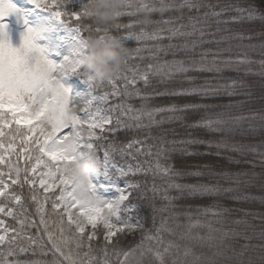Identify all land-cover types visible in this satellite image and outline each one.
Returning <instances> with one entry per match:
<instances>
[{"label": "trees", "instance_id": "obj_1", "mask_svg": "<svg viewBox=\"0 0 264 264\" xmlns=\"http://www.w3.org/2000/svg\"><path fill=\"white\" fill-rule=\"evenodd\" d=\"M87 2L88 0H60L62 7L59 10L69 13L82 12V6ZM196 2L203 5L199 11L181 8L179 11L174 10L163 15L151 14L152 21L171 18L172 23H152L150 25L139 23L133 29L139 31L143 27L149 33L163 30L164 38L161 40L146 39L137 42L131 37L125 39L123 36L128 35L127 30L114 28L117 23L128 24L133 21H140L142 19L140 13L135 16L124 15L109 23H101L93 17H84L81 21L83 25L92 29L91 32L82 30L85 38L105 35L104 29H108L107 34L122 37L125 45L130 49V55L127 57V65L124 64L120 70L121 76L126 75L129 80H132L133 70L138 71V73H148L147 84L137 75L135 83L128 85L127 90L132 93L131 96L123 94L125 91L124 81L120 80L118 82L120 95H109L106 101H101L104 113L113 118L112 127L115 130L104 133L107 139L97 141V143L115 144L118 150L111 157L113 163L127 172L129 166L133 169L127 176L120 177L121 180H127L138 185L139 188L131 189L132 191L125 203L134 206L131 214L144 223L146 222L152 231H154V224L159 221L172 225L175 221V214L178 216L184 212L190 214L197 209L218 211L227 217V223L234 217H238L239 219L248 218L253 225L259 219L260 222L264 217V179L262 178L264 175V156L244 149L242 152L240 149L234 151L229 148L236 138V134L232 133L233 130L229 129L228 125L222 126V131H214L202 126V122L208 119H224L227 116L225 114L227 108L230 111L228 115L233 118L235 114H238V109L241 107L242 109L248 108L246 112H251L261 106L264 107V86L259 89L258 94L253 93L251 96L247 95L248 90H233L229 86L226 91L217 95H212L213 91H209L206 95L203 93L174 94L182 91L191 92L192 87L197 86L199 81L205 83L204 81L207 79L213 80V82L215 80L221 81L224 78H228L232 82L241 81L242 76L248 81H252V79L245 77L240 70L225 68L221 72L194 70L187 73L169 72L170 62L173 60H183L186 64L187 59H200V53L203 51L208 49L218 51L221 43L224 44V40H222L224 35L229 38L228 33L235 35V37L238 34H243L247 39L253 31L259 33L263 31L264 26L257 20L248 21L245 19L240 22L221 23L219 25L215 21L217 19L231 21V17L240 15L234 11L237 6L248 7L253 5L260 13H264V0H196ZM222 9L224 11L220 17L209 15L208 24L211 26L207 27L203 20V14L221 11ZM121 10L134 11L132 8ZM189 17L195 19L190 21ZM63 18L68 19V17ZM192 23L203 26L205 32L203 37L200 34L197 36L176 35L169 39L170 33L167 31L169 28L184 24L185 27L181 31L190 32L192 31ZM77 26L74 18L69 20V27ZM97 27L101 29L100 32L95 31ZM191 40L197 42L203 40L204 43H199L195 51L191 52L190 48L184 49L182 47L185 43L189 44ZM226 40L229 41V39ZM217 41L219 42L217 43ZM169 45L175 47H169ZM138 47L142 49L139 53L135 51ZM210 59L211 56L207 61H204L206 66L211 67ZM149 65L152 67L149 68ZM217 66L219 67V64ZM71 80L75 84L80 82L89 84L88 74L82 68L72 75ZM90 90L96 96L101 95L103 91L109 93L112 91L106 82L102 87ZM137 91L140 93L139 96L135 94ZM117 105H121V107L117 108ZM129 105L133 111L128 112L127 115H122V112H127ZM192 105L197 107H191ZM172 107L176 110H167ZM157 108L165 109V111L153 112L151 118L144 115L138 123L146 125V127L137 128L135 126L137 121L131 117L138 114L137 110L147 112ZM251 115L249 113L247 116ZM116 118L122 121L121 125L115 124ZM125 125H132V127H125ZM262 133L263 131L253 138H242L249 144L250 141H261ZM133 141H140V143H133L132 147L128 148V144ZM223 143H226L227 147H224ZM149 150L151 154H149ZM102 154L103 149L100 151L101 157ZM176 185H180V187L178 188ZM188 185H207L219 190L197 193L187 188ZM226 189H231V191H226ZM16 190L21 191L19 188ZM22 191L23 209L13 205L17 219L2 217L10 229L15 228L20 232L17 241L19 246L28 249L24 253H19L17 249L18 254L15 258L22 262H30V264H51L55 257L50 251L48 232L56 237L60 236V218L58 214L52 211L51 199L45 201L44 198L45 196L54 198L56 193H43L35 186L37 202H33L30 199L32 193L28 186H25ZM244 191H248V194H245ZM41 205H43L44 210L37 211ZM42 219L43 223H41ZM19 220H24L23 227L18 223ZM64 221V238L68 240V245L64 247V251L66 254H71L77 260V264H80V260L88 259L83 255L84 252L89 251L88 242L85 240V247L77 249L73 232L69 230L65 217ZM95 231L97 236L91 242L92 251L89 255L96 257L99 261L103 257V252L100 249L104 241L102 230L98 227ZM29 236L38 239L39 243L30 244ZM144 237L146 236L136 234L122 237L118 234L114 238L115 244L109 245V250L133 249L141 244L142 240V245H145L150 240L144 239ZM117 239H119L118 243Z\"/></svg>", "mask_w": 264, "mask_h": 264}, {"label": "snow or ice", "instance_id": "obj_2", "mask_svg": "<svg viewBox=\"0 0 264 264\" xmlns=\"http://www.w3.org/2000/svg\"><path fill=\"white\" fill-rule=\"evenodd\" d=\"M30 3L35 5L36 8H40L50 14V18L57 22L62 23L65 28H68L70 32L75 34L74 38L76 44L73 49L63 58V61L59 64L54 63L48 58L47 49L37 45L36 41L43 38L42 33L44 31H50L51 29H35L28 27L27 30L22 34V45L20 48H15L9 43L8 34L6 31L7 26L0 23V166H4L7 172L0 170V215L8 216L13 219H17L15 215V209L10 206L14 204L21 209L24 207L23 201V189L28 186L29 191L32 193L30 199L33 202H37V195L35 192V186L37 180L39 181V188L43 189L45 193L49 192L50 189L58 188L59 194L55 195L54 198L45 196V201L51 199L52 211L59 215L60 218V236L56 237L51 232H48V243L51 245L50 251H52L55 259L51 264H77V260L72 257L71 254H66L64 247L68 245V240L64 238V217L67 215V224L69 230L73 232V238L77 249L85 247V240L88 242V252H84V257L87 260H80V264H110L109 256V245H114V238L118 234L125 231V229L131 231L133 225L129 224L127 220H121L120 213L123 210L122 205L128 199L124 189L117 188L116 191L119 195L114 199H105L98 194L97 185H95L91 179L85 183H81L70 178L67 175L68 166L75 163L78 157L83 156L89 151H94L98 162L101 164V171L105 176L110 175V169H115L117 166L113 163L111 157L117 146L113 143L99 144L97 141L106 140L104 133L112 132L115 129L112 127L113 118L110 115L101 114L102 110L96 108L95 111L91 110V106L94 101H106L109 95H120L118 88V82L124 81V95L131 96L132 93L128 92V85L135 83V78L139 75L140 79H143L145 84L148 82V73H138L133 70V79L129 80L126 75L121 76L118 72L115 76L110 77L108 80L96 84L94 78L88 76V82L90 89L102 87L105 82L111 87V93L103 91L101 95H92L91 99H88L86 105L79 111H74L75 106L70 105L69 95L60 84L59 77L68 76L76 73L82 65L83 58L87 54V39L82 34V30L91 32L92 29L81 23L84 17L91 18L93 14L89 10V0L85 3L82 12L69 13L67 11H61L62 4L60 0H29ZM163 2V0H161ZM203 5L196 2V0H182L181 8H188L190 10L195 9L199 11ZM65 8V5H63ZM141 7L147 11H155L154 6L149 3H143ZM125 8H131L129 5ZM221 11H212L211 13L205 12L203 14V20L207 27L208 17H220ZM234 11L239 13L238 16L231 17L229 20L217 19L215 23L217 25L223 23L228 24L230 22H240L242 20H262L264 21V13H260L258 9L253 5L248 7H235ZM246 13V15H245ZM10 14H18L22 17L23 13L18 9L10 0H0V20L7 17ZM139 13L136 11L126 12L120 10L116 13V17L120 18L124 15L135 16ZM63 17H68L64 19ZM74 18V22L78 25L77 27H69V20ZM195 18L189 17L192 21ZM173 20L162 19L153 20V24L172 23ZM199 22V21H197ZM25 23H27L25 21ZM139 21H133L128 24H115L114 28L120 30L121 28L127 30L128 35L123 36L127 39L131 37L137 42L146 39L161 40L164 38L163 30L159 32H147L143 27L139 31H134ZM185 27L184 24H180L178 27L169 28L167 31L170 33L169 39L180 36H191L196 31H199L200 36L203 37L205 32L203 28L197 29L196 24L192 23L191 32H183L181 29ZM95 31L100 32L101 29L97 27ZM105 35L108 29L103 30ZM219 31V28H217ZM239 39L243 40L246 37L243 34H238ZM251 39V37H247ZM223 39V38H222ZM211 42V41H209ZM219 41H217L218 43ZM198 43H204L203 40L197 42L192 41L191 51H195ZM169 47H175L169 45ZM184 49H188L189 45L185 43L182 46ZM249 47H255L249 45ZM264 47V45H261ZM135 51L139 53L142 51L141 48H136ZM223 51H230L225 49ZM264 54V53H262ZM221 51H212L208 49L200 53V64L198 67L186 66L183 60H173L170 62L169 72L187 73L190 70L194 71H220L218 64H224L225 66L233 63L237 64H249L252 63L246 54L243 56L233 59L230 55L224 59H220ZM211 56V67L206 66L204 61H207ZM143 59V57H140ZM128 58L124 64L127 65ZM167 63V62H166ZM192 65L197 62L193 60ZM264 66V60L259 62ZM149 68L152 66L149 65ZM191 79V78H190ZM211 89H192L191 92H179L174 94H207ZM137 96L140 95L139 91L135 93ZM120 108L121 105H117ZM188 107V106H185ZM191 107H197L192 105ZM168 111H175L174 107L167 109ZM133 109L129 105L127 112H122V115H127L128 112H132ZM138 114L132 116L131 119L137 121L135 125L137 128L146 127L138 123L142 116L147 115L149 118L152 117L153 112H162L165 109L157 108L152 111L137 110ZM78 112H84L87 114V119H82ZM235 119L240 120L242 117H236L228 119L217 118L216 120H205L202 122V126L212 129L214 131H222L224 125L229 123V120ZM264 120V116H261ZM15 124L17 127L11 129L9 134L4 132V128H11V125ZM115 124L117 126L122 124L119 118H116ZM23 125V129L20 127ZM217 126V127H214ZM125 127H132V125H125ZM7 135H11V139L8 140L7 146H5L4 139ZM19 138L20 143L17 147L15 140ZM203 143V141H200ZM133 143H140V141H133L128 144V148L132 147ZM220 146V145H217ZM227 147V145H224ZM103 149L102 158L100 151ZM122 151V149H119ZM234 151L239 149L233 148ZM139 151V149H138ZM149 154L151 151L149 150ZM7 156V158H6ZM13 157L15 159L13 160ZM23 165L21 167L20 165ZM121 176H127L133 169L131 166L126 172L123 168L118 169ZM139 171V169H137ZM99 172V173H100ZM22 173V175H21ZM199 175V173H196ZM7 176V179L5 177ZM103 187V186H101ZM129 188H136L138 185L129 184ZM180 187V185H176ZM192 192H213L218 191V188L210 187L207 185H188L186 186ZM19 188L21 191H17ZM231 191V189H226ZM71 208L79 209V216L75 217L70 212ZM43 205H41L37 211H43ZM206 212L208 210H205ZM219 215V213H213ZM115 217L117 223H112V219ZM43 219L41 223H43ZM100 222L105 232L103 234V247L100 249L103 252V259L97 261L96 257L90 256L92 251V241L97 236L95 231L97 223ZM18 223L23 227L24 220H19ZM90 224L92 231L86 233L85 225ZM117 224L123 225V227H117ZM74 226V228H73ZM199 226V222L193 227ZM210 231L211 226H209ZM161 230H168L162 228L157 229V232ZM47 232V229H45ZM20 232L17 229H10L3 219H0V264H30V262H22L17 257V249L19 253H24L28 249L20 247L17 243ZM144 239L152 240L155 237L146 236ZM204 239V237H199ZM209 241L213 240L214 237L209 235L207 238ZM28 241L30 244L35 245L39 243V240L29 236ZM141 244H138L136 248L119 251L113 249L115 254L123 256V259L118 261V264H130L129 257L141 248ZM171 247V245H169ZM168 248L164 249V252H168ZM151 251V249H149ZM143 252H141V256ZM194 255L191 249L184 251V256L188 257ZM220 255L219 252L213 254V257H204L207 264H215L214 256ZM155 257L159 264H164L163 254L160 252L155 253ZM201 256H194L193 264H199ZM135 264H142V260L137 259Z\"/></svg>", "mask_w": 264, "mask_h": 264}, {"label": "rangeland", "instance_id": "obj_3", "mask_svg": "<svg viewBox=\"0 0 264 264\" xmlns=\"http://www.w3.org/2000/svg\"><path fill=\"white\" fill-rule=\"evenodd\" d=\"M18 9L23 13L22 17L18 14H10L7 17H4L0 20V23H3L7 26L6 31L8 34L9 43L15 47L20 48L22 45V34L27 30L28 27L35 29H51L50 31H44L42 33L43 38L37 40L36 43L40 47L46 48L48 58L54 63L59 64L63 61V58L69 54L76 44L74 38L75 34L70 32L68 28L50 18V14L40 8H36L35 5L29 2V0H10ZM260 21L261 25L264 26V21ZM25 21L27 23H25ZM196 28L199 30L203 28L202 25H196ZM191 32V31H190ZM199 31L195 32V36L199 35ZM229 38H226L224 35L223 39L224 44L221 43V46L218 51H221L222 55L220 59H224L229 55L236 59L237 57L243 56L244 54L253 61L249 64H237L233 63L231 65L225 66L224 64H219L220 71L222 69L228 70H240L243 72L245 77H249L252 81H248L243 78H240L241 81L232 82L228 78L223 80H213L207 79L203 83L197 84V86L192 87V89H211L214 93L212 95H217L220 92L226 91L227 87H231L233 90L241 91L242 89L248 90L247 95H252L253 93L258 94L259 89L264 86V66L259 62L264 60V30L259 32L253 31L250 34L251 39L241 40L235 35L228 33ZM229 39L227 42L226 39ZM194 40H191L189 48L191 50V43ZM199 44V43H198ZM242 45V47H241ZM249 45H254L255 47H249ZM229 49L230 51H223ZM193 52V51H191ZM190 52V53H191ZM195 60L197 63L192 65V61ZM211 60V59H210ZM209 60V61H210ZM200 64V59L192 58L187 59L186 66L198 67ZM212 66V65H211ZM160 70H162L160 68ZM74 74V73H73ZM73 74H70L65 77H59L61 83L68 88L69 90V101L70 105L75 107H84L88 99H91L89 92L93 95L90 90L89 84L87 82L73 83L71 77ZM253 77V78H251ZM195 80V77L193 78ZM244 91V90H243ZM217 92V93H216ZM96 108L102 110L101 114L107 115L104 113L101 105V101H94L91 110L95 111ZM248 108H239L238 114H235L233 118L242 117L240 120L231 119L229 120L228 128L233 130L232 133L236 134L233 143L229 148L240 149L243 152L251 151L255 152L259 156H264V120L261 119V116H264V107L261 106L251 112H246ZM256 111V112H255ZM228 108L226 109L225 114L227 115L224 119H228L230 116ZM251 116H247L248 114ZM78 115L82 119H87V114L84 112H78ZM17 127L15 124L11 125V128H4V132L9 134L11 129ZM23 129V125L20 126ZM261 129V130H260ZM261 141H250L248 144L243 140L244 137H256L257 134H261ZM243 137V138H242ZM4 139L5 146H7L8 140L11 139V135H7ZM20 143L19 138L15 140V145L18 147ZM226 145V143H223ZM7 158V156H6ZM102 158V157H101ZM15 157H13V160ZM23 167V165H20ZM118 167L111 170L110 175L105 176L102 172L97 174H92L90 176L91 181L97 185L98 194L105 199H114L119 193L116 191L117 188L124 189L126 194L129 196L132 191L128 185L132 184L127 180H121L122 177L118 171ZM0 170L7 172V169L4 166H0ZM127 172V171H126ZM22 175V174H21ZM264 179V175L262 176ZM7 179V176L5 177ZM135 185V184H133ZM103 186V187H101ZM36 187L40 189L43 193V189L39 188V181L37 180ZM135 189H139L136 187ZM249 191V190H248ZM248 191H244L245 194H248ZM49 192H55L56 195L59 194V189L54 188L50 189ZM256 193L255 191H252ZM48 193V192H47ZM203 193V192H197ZM10 204V202H9ZM11 204L10 206H13ZM122 211L120 213L121 220H127L129 224L133 225L131 231L125 229L124 232L120 235H144L152 236L155 239L150 240L145 245H141L133 256L129 257L130 264H135L137 259L142 260V264H159L155 257V253L158 251L163 254L164 264H193L194 256H201L202 259L199 264H207L204 257H213V254L219 252L220 255L214 256L215 264H260L264 263V217L259 222V220L252 225L248 218L239 219L238 217H232L233 220L227 223V217L221 215L218 211L207 209L194 210V213L184 212L182 215H174L175 221L172 225L159 221L154 224V231L150 230L146 225V222L139 220L131 214V211L134 210L133 205L124 204L122 205ZM70 212L73 214L74 218L79 216L78 208H71ZM219 213V215H214L213 213ZM2 216L0 215V219ZM67 221V215H65ZM112 223H117L116 218L113 217ZM256 221V220H255ZM199 222V226L193 227ZM163 228L168 230H161L157 232V229ZM211 226V230L209 229ZM74 227V226H73ZM102 230V239L105 229L103 225L98 222L96 228ZM117 227H123L121 224H117ZM85 231H92L90 224L85 225ZM209 235L214 237L213 240L209 241L207 238ZM199 237H204V239H199ZM117 239V243H118ZM171 245V247H169ZM103 247V246H102ZM168 248V252H164V249ZM151 249V251H149ZM186 249H191L194 255L188 257L184 256V251ZM130 250V249H129ZM121 252L127 250H120ZM141 252L143 255L141 256ZM104 257H101L102 260ZM108 259L110 264H118L120 259H123V256H117L113 249L109 250Z\"/></svg>", "mask_w": 264, "mask_h": 264}, {"label": "clouds", "instance_id": "obj_4", "mask_svg": "<svg viewBox=\"0 0 264 264\" xmlns=\"http://www.w3.org/2000/svg\"><path fill=\"white\" fill-rule=\"evenodd\" d=\"M154 6L155 11H147L141 7L143 3ZM182 0H89V10L93 18L101 23H109L115 20L116 13L128 7L142 14L139 23L143 25L152 24L151 14L179 11ZM130 55L121 36L106 34L102 36H90L87 39V54L83 58L81 68L94 78L96 84H100L110 77L120 72L125 60ZM80 68V69H81ZM61 77H64L63 74ZM64 90L69 95V90L59 81ZM83 107H74V111H79ZM101 171V164L98 162L95 152L89 151L83 156L78 157L77 161L68 166L67 175L81 183L90 179L92 174Z\"/></svg>", "mask_w": 264, "mask_h": 264}]
</instances>
